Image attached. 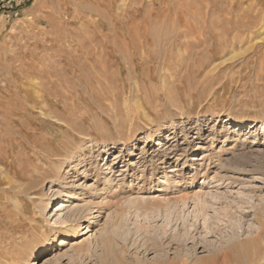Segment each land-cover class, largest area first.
I'll list each match as a JSON object with an SVG mask.
<instances>
[{
	"label": "rangeland",
	"instance_id": "1",
	"mask_svg": "<svg viewBox=\"0 0 264 264\" xmlns=\"http://www.w3.org/2000/svg\"><path fill=\"white\" fill-rule=\"evenodd\" d=\"M262 217L264 0H0V264H204Z\"/></svg>",
	"mask_w": 264,
	"mask_h": 264
},
{
	"label": "bare ground",
	"instance_id": "2",
	"mask_svg": "<svg viewBox=\"0 0 264 264\" xmlns=\"http://www.w3.org/2000/svg\"><path fill=\"white\" fill-rule=\"evenodd\" d=\"M227 120H233L237 122V124L244 123V120H236L233 116H227ZM169 147V145H167ZM217 197V196H216ZM219 197V196H218ZM226 199L225 196L219 197V199L224 200ZM227 200V199H226ZM228 202V201H227ZM232 201H230L231 203ZM57 223L60 224L59 226L69 227V229L72 231L69 236L75 235L80 230H82L84 227L82 223V219H84L86 216L83 215L84 208L77 207L73 209L72 211H68L65 214L61 215L62 211L68 206L65 203V200H61L57 203ZM210 206V205H209ZM208 206V202L203 201L202 202V210L204 212H207L208 209L210 210ZM48 206H45L44 208H47ZM228 209V207H227ZM263 218V217H262ZM230 227V226H229ZM232 237V236H231ZM114 239L117 240V245L113 246L112 241ZM114 239H110L109 237L104 241L106 242L105 248H107V256L106 259L102 258V262L104 264H135L134 260L130 258L129 256H124L122 258L120 256L121 251L128 253L129 248L127 247V238L124 234H118L115 236ZM150 240H152V243L149 244L146 249L148 250L151 246V249H161L162 245L159 243V240L156 237H149ZM65 241V238H63ZM188 238L186 236H176L173 241H176V243L184 244L188 242ZM224 247L222 251H218V255L213 257L211 261L205 262L204 264H231V261L236 259L237 261H240L239 263L246 262V264H262L264 261V218L261 219V226L260 229L251 237L245 238V239H234L233 237L228 239L227 241H224ZM66 243V242H64ZM112 243V244H111ZM42 253L41 249L36 250V252L32 255L33 262L36 261V259L40 256ZM234 257V258H233ZM245 258V259H243ZM144 264V263H143ZM153 264H190L188 259H180L178 262L175 260H171L168 257H162L158 259L157 261L153 262Z\"/></svg>",
	"mask_w": 264,
	"mask_h": 264
}]
</instances>
